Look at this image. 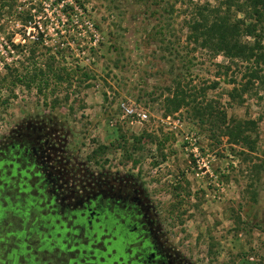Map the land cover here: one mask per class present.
<instances>
[{
    "label": "rangeland",
    "instance_id": "1",
    "mask_svg": "<svg viewBox=\"0 0 264 264\" xmlns=\"http://www.w3.org/2000/svg\"><path fill=\"white\" fill-rule=\"evenodd\" d=\"M87 5L96 27H69L63 42L67 61L89 74V87L72 86L69 104L57 108L16 88L7 103L0 100V146L17 132H42L66 173L67 198L104 182L138 190L167 246L186 264H264V98L229 101L230 85L216 65L222 56L190 54L173 0ZM178 81L187 97L173 111L166 98L175 96ZM212 83L202 97L199 90ZM231 118L257 122L253 152L224 133ZM13 186L2 195L12 199ZM35 220L11 216L2 225L16 233ZM27 242L38 260L65 264L64 255L40 250L36 235Z\"/></svg>",
    "mask_w": 264,
    "mask_h": 264
},
{
    "label": "trees",
    "instance_id": "2",
    "mask_svg": "<svg viewBox=\"0 0 264 264\" xmlns=\"http://www.w3.org/2000/svg\"><path fill=\"white\" fill-rule=\"evenodd\" d=\"M26 1L0 0L1 103L14 97L19 87L34 90L45 106L57 108L69 104L68 89L89 87L90 78L84 67L67 61L68 48L63 41L69 27L82 29L88 24L96 27L89 14V0H29L27 4ZM173 3L183 17L190 54L195 56L204 51L222 56V62L216 65L230 85L226 93L229 101L242 106L248 98L262 100L264 0H173ZM16 36L18 41L14 40ZM175 85V96L166 98L173 111L185 104L187 97L180 81ZM196 87L189 82V88ZM215 87L212 83L198 93L206 97V91ZM59 91L66 94L54 96ZM193 97L189 94V101ZM224 123V133L232 143L251 152L255 150L256 142L251 138L257 132L255 120L231 118ZM21 251L27 252L24 245Z\"/></svg>",
    "mask_w": 264,
    "mask_h": 264
},
{
    "label": "flooded vegetation",
    "instance_id": "3",
    "mask_svg": "<svg viewBox=\"0 0 264 264\" xmlns=\"http://www.w3.org/2000/svg\"><path fill=\"white\" fill-rule=\"evenodd\" d=\"M51 155L34 128L0 146V264H49L34 256L27 242L34 235L40 250L64 255L65 264H186L167 246L138 190L104 182L67 198L66 173ZM10 182L12 199L1 192ZM11 216L38 222L12 233L2 225Z\"/></svg>",
    "mask_w": 264,
    "mask_h": 264
},
{
    "label": "built area",
    "instance_id": "4",
    "mask_svg": "<svg viewBox=\"0 0 264 264\" xmlns=\"http://www.w3.org/2000/svg\"><path fill=\"white\" fill-rule=\"evenodd\" d=\"M123 109H125V112L127 114H133L134 113V110L133 109L127 108L126 106H123ZM138 116H140L141 119L146 118V114L145 113H138Z\"/></svg>",
    "mask_w": 264,
    "mask_h": 264
}]
</instances>
